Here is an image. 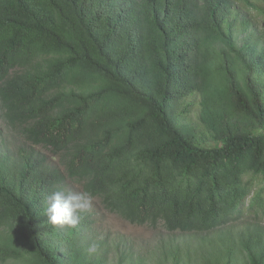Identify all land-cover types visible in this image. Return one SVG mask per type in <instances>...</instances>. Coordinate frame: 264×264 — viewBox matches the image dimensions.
Here are the masks:
<instances>
[{
    "label": "trees",
    "instance_id": "obj_1",
    "mask_svg": "<svg viewBox=\"0 0 264 264\" xmlns=\"http://www.w3.org/2000/svg\"><path fill=\"white\" fill-rule=\"evenodd\" d=\"M254 22L264 0H0V109L26 144L0 150V264L109 263L85 213L47 221L71 186L132 224L227 228L205 264H264Z\"/></svg>",
    "mask_w": 264,
    "mask_h": 264
},
{
    "label": "rangeland",
    "instance_id": "obj_2",
    "mask_svg": "<svg viewBox=\"0 0 264 264\" xmlns=\"http://www.w3.org/2000/svg\"><path fill=\"white\" fill-rule=\"evenodd\" d=\"M250 28L259 35L264 33V23H250ZM192 120L201 128L196 117ZM21 147H26L22 137L6 126L0 109V150L15 154ZM45 159H55L56 152L43 147L34 149ZM55 161V160H54ZM71 191L81 193L77 186ZM91 226L92 238L110 252L108 264H205L204 252L208 246L227 228L203 234H188L179 231H167L162 225L151 227L136 225L109 212L100 201L91 199V207L85 212ZM232 231H236L233 227Z\"/></svg>",
    "mask_w": 264,
    "mask_h": 264
},
{
    "label": "clouds",
    "instance_id": "obj_3",
    "mask_svg": "<svg viewBox=\"0 0 264 264\" xmlns=\"http://www.w3.org/2000/svg\"><path fill=\"white\" fill-rule=\"evenodd\" d=\"M91 195L87 192L75 193L55 191L46 199L45 214L50 225L58 228L76 229L82 219V213L89 211ZM98 244L91 243L88 253L94 254Z\"/></svg>",
    "mask_w": 264,
    "mask_h": 264
}]
</instances>
